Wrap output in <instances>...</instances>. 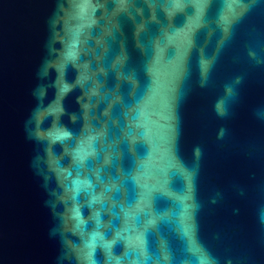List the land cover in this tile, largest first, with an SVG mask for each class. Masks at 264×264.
Listing matches in <instances>:
<instances>
[{
    "label": "water",
    "instance_id": "1",
    "mask_svg": "<svg viewBox=\"0 0 264 264\" xmlns=\"http://www.w3.org/2000/svg\"><path fill=\"white\" fill-rule=\"evenodd\" d=\"M264 264V0H0V264Z\"/></svg>",
    "mask_w": 264,
    "mask_h": 264
},
{
    "label": "clouds",
    "instance_id": "2",
    "mask_svg": "<svg viewBox=\"0 0 264 264\" xmlns=\"http://www.w3.org/2000/svg\"><path fill=\"white\" fill-rule=\"evenodd\" d=\"M200 264H211V262L207 258H200Z\"/></svg>",
    "mask_w": 264,
    "mask_h": 264
}]
</instances>
